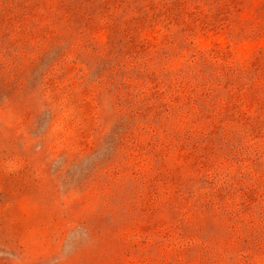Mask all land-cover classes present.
I'll return each instance as SVG.
<instances>
[{
  "label": "rangeland",
  "instance_id": "rangeland-1",
  "mask_svg": "<svg viewBox=\"0 0 264 264\" xmlns=\"http://www.w3.org/2000/svg\"><path fill=\"white\" fill-rule=\"evenodd\" d=\"M0 264H264V0H0Z\"/></svg>",
  "mask_w": 264,
  "mask_h": 264
}]
</instances>
